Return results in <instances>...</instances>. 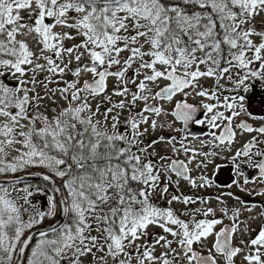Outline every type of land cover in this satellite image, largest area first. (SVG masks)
<instances>
[{
	"label": "snow or ice",
	"instance_id": "1",
	"mask_svg": "<svg viewBox=\"0 0 264 264\" xmlns=\"http://www.w3.org/2000/svg\"><path fill=\"white\" fill-rule=\"evenodd\" d=\"M0 264H264V0H0Z\"/></svg>",
	"mask_w": 264,
	"mask_h": 264
},
{
	"label": "flooded vegetation",
	"instance_id": "2",
	"mask_svg": "<svg viewBox=\"0 0 264 264\" xmlns=\"http://www.w3.org/2000/svg\"><path fill=\"white\" fill-rule=\"evenodd\" d=\"M262 99L261 94H257L252 98V102H251V107L253 108V110L259 111L260 108L262 107V105L260 104V101ZM257 104V105H256ZM199 127V126H197ZM219 163H223V169L222 171L219 173V183L223 184H227L229 182L228 177L231 175V169L230 167L222 162V161H218ZM233 191H237L235 188H233ZM248 199H251V197H247ZM256 199H260V197H256Z\"/></svg>",
	"mask_w": 264,
	"mask_h": 264
},
{
	"label": "trees",
	"instance_id": "3",
	"mask_svg": "<svg viewBox=\"0 0 264 264\" xmlns=\"http://www.w3.org/2000/svg\"><path fill=\"white\" fill-rule=\"evenodd\" d=\"M27 180H28V182H30V183H39L40 182V180H37V179H35L34 177H32V176H29V177H27ZM40 196H42V194H39ZM45 197V196H44ZM43 197V198H44ZM46 198V197H45Z\"/></svg>",
	"mask_w": 264,
	"mask_h": 264
},
{
	"label": "rangeland",
	"instance_id": "4",
	"mask_svg": "<svg viewBox=\"0 0 264 264\" xmlns=\"http://www.w3.org/2000/svg\"><path fill=\"white\" fill-rule=\"evenodd\" d=\"M257 94H258V93H257ZM257 94H256V95H257ZM256 105H257V104H256ZM36 198H37L38 200H40L39 197H38V195L36 196Z\"/></svg>",
	"mask_w": 264,
	"mask_h": 264
},
{
	"label": "water",
	"instance_id": "5",
	"mask_svg": "<svg viewBox=\"0 0 264 264\" xmlns=\"http://www.w3.org/2000/svg\"><path fill=\"white\" fill-rule=\"evenodd\" d=\"M37 178H39L38 176H37ZM40 179V178H39Z\"/></svg>",
	"mask_w": 264,
	"mask_h": 264
}]
</instances>
